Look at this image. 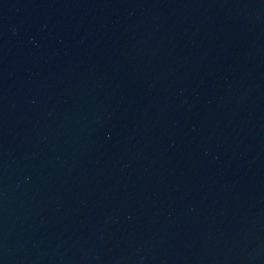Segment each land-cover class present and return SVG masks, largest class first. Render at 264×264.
I'll return each instance as SVG.
<instances>
[{
  "label": "water",
  "instance_id": "95a60500",
  "mask_svg": "<svg viewBox=\"0 0 264 264\" xmlns=\"http://www.w3.org/2000/svg\"><path fill=\"white\" fill-rule=\"evenodd\" d=\"M0 264H264V0H0Z\"/></svg>",
  "mask_w": 264,
  "mask_h": 264
}]
</instances>
